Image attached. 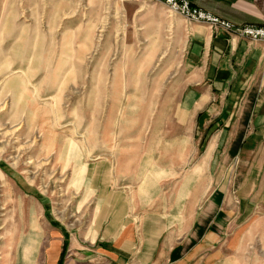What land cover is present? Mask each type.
Instances as JSON below:
<instances>
[{
    "label": "rangeland",
    "instance_id": "rangeland-1",
    "mask_svg": "<svg viewBox=\"0 0 264 264\" xmlns=\"http://www.w3.org/2000/svg\"><path fill=\"white\" fill-rule=\"evenodd\" d=\"M186 34L160 2L0 0V256L42 217L20 195L76 221L98 157L147 209L203 211L220 156L179 106Z\"/></svg>",
    "mask_w": 264,
    "mask_h": 264
},
{
    "label": "crops",
    "instance_id": "crops-1",
    "mask_svg": "<svg viewBox=\"0 0 264 264\" xmlns=\"http://www.w3.org/2000/svg\"><path fill=\"white\" fill-rule=\"evenodd\" d=\"M190 1L237 25H264V0ZM180 74L179 106L210 125L207 154L220 156L203 211L147 209L114 161L98 157L87 163L75 222L19 196L42 217L3 247L17 253L0 264H264V43L187 21Z\"/></svg>",
    "mask_w": 264,
    "mask_h": 264
},
{
    "label": "built area",
    "instance_id": "built-area-1",
    "mask_svg": "<svg viewBox=\"0 0 264 264\" xmlns=\"http://www.w3.org/2000/svg\"><path fill=\"white\" fill-rule=\"evenodd\" d=\"M140 3L160 2L172 13L180 14L189 22L207 23L215 30H223L230 35L249 38L264 43V25H237L214 13L193 4L190 0H125Z\"/></svg>",
    "mask_w": 264,
    "mask_h": 264
}]
</instances>
